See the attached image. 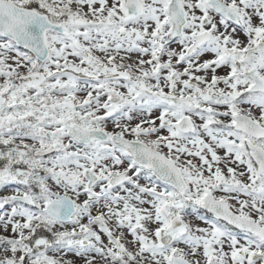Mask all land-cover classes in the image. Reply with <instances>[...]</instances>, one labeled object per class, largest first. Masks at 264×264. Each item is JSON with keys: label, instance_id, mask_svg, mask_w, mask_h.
I'll use <instances>...</instances> for the list:
<instances>
[{"label": "snow or ice", "instance_id": "snow-or-ice-1", "mask_svg": "<svg viewBox=\"0 0 264 264\" xmlns=\"http://www.w3.org/2000/svg\"><path fill=\"white\" fill-rule=\"evenodd\" d=\"M0 264H264V0H0Z\"/></svg>", "mask_w": 264, "mask_h": 264}]
</instances>
